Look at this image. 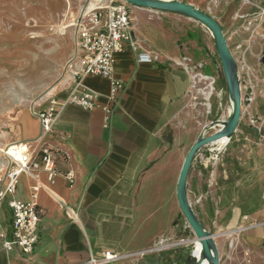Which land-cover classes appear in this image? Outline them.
Returning a JSON list of instances; mask_svg holds the SVG:
<instances>
[{"label": "crops", "instance_id": "crops-1", "mask_svg": "<svg viewBox=\"0 0 264 264\" xmlns=\"http://www.w3.org/2000/svg\"><path fill=\"white\" fill-rule=\"evenodd\" d=\"M164 1L191 5L219 24L242 102L228 142L205 146L193 158L186 196L213 234L220 264H264V0ZM130 12L141 50L156 62L137 64L128 48L115 56L114 78L125 91L109 129L98 109H63L53 128L69 155L60 168L71 170L74 182L58 175L48 184L51 193L39 192L43 214L33 254L6 252L0 239V264H89L105 252L119 256L107 264H192L194 236L179 222L177 182L192 146L219 128L208 129L210 124L229 119L231 102L213 39L201 40L193 20L134 6ZM193 75L212 79L208 110L196 102L205 84ZM73 80L51 99L66 98ZM83 83L99 95V104L106 103L107 80L86 76ZM19 123L23 141L39 134L35 115L25 113ZM47 142L54 145L57 138ZM39 177L46 183L44 173ZM32 184L19 177L16 193L0 206V231L11 219L7 202L29 201Z\"/></svg>", "mask_w": 264, "mask_h": 264}, {"label": "built area", "instance_id": "built-area-1", "mask_svg": "<svg viewBox=\"0 0 264 264\" xmlns=\"http://www.w3.org/2000/svg\"><path fill=\"white\" fill-rule=\"evenodd\" d=\"M130 6L122 0H106L103 6L83 12L72 22V27L75 28V59L79 62L68 94L60 101L50 99L45 110L34 114L39 122V134L33 140L20 143L18 146L21 150L17 152V157L7 159L0 187V206L8 195L16 193L21 175L31 178L33 184L29 190V201L12 199L6 204L11 219L8 229L0 231L2 247L6 252L17 249L26 256L33 254L39 242L38 228L43 214L37 204L39 192L43 190L51 193L48 184L58 175L69 184L74 182L72 171L60 168L61 164L69 163V155L63 147L62 136L53 128L63 109L68 105H75L89 112L98 109L103 114V128L109 129L125 91L124 82L114 78L115 56L128 48L134 54L137 64L156 62V57L143 52L137 42ZM86 76L100 77L109 82L105 104H99V95L84 85ZM51 138H57L54 145L47 142ZM40 173L46 175V183L40 179ZM63 208L67 216L74 220L75 213L66 206ZM118 257L117 254L105 252L98 260L90 259L89 264H107L116 261Z\"/></svg>", "mask_w": 264, "mask_h": 264}, {"label": "rangeland", "instance_id": "rangeland-1", "mask_svg": "<svg viewBox=\"0 0 264 264\" xmlns=\"http://www.w3.org/2000/svg\"><path fill=\"white\" fill-rule=\"evenodd\" d=\"M69 1L71 14L65 16ZM87 1L0 0L1 146L16 139L15 132L20 124L18 118L25 113H38L48 106L51 97L60 90L59 86L77 70L75 28L70 26L61 32V27L71 25ZM104 4L106 0H102ZM191 20L200 39L203 40L204 36V42L211 43L209 31ZM72 63L75 64L69 69ZM185 63L189 64L188 61ZM36 101L39 104L33 107ZM196 102L205 106L202 96H198ZM6 162L0 156V187ZM179 222L185 223L183 215L179 216ZM249 264L261 263L251 261Z\"/></svg>", "mask_w": 264, "mask_h": 264}, {"label": "water", "instance_id": "water-1", "mask_svg": "<svg viewBox=\"0 0 264 264\" xmlns=\"http://www.w3.org/2000/svg\"><path fill=\"white\" fill-rule=\"evenodd\" d=\"M122 1L134 7L144 8L159 12L177 13L186 16L190 19H194L209 31L213 39L224 77L225 87L231 102L232 110L229 119L225 121L224 125L220 123L219 124L214 123L211 126H209L208 129L211 128L214 129L216 126H219V128L214 132H212V134L206 137H201L192 146V148L186 155L178 178L176 194H177V201L181 213L185 219L188 228L191 230L194 236V241L200 243L204 255V259L209 261L211 264H220V259L213 240V234L209 233L207 230L204 229V227L196 217L195 213L193 212L191 208V204L186 196V178L191 162L195 157L196 153L205 146L214 145L218 143V141L221 139L228 138L229 140L238 126L242 112V102L239 91L240 87L236 80V76L232 71V66L234 64L233 57L228 49L226 39L223 35V32L219 24L215 20H213L210 16L195 9L193 6L178 1H164V0H122ZM263 62H264V58H263ZM248 101L249 100H247L246 103H249ZM193 248L194 249L191 253L192 264H201L203 260L198 259L195 256V245ZM152 263L158 264L157 261L156 262L154 261Z\"/></svg>", "mask_w": 264, "mask_h": 264}, {"label": "bare ground", "instance_id": "bare-ground-1", "mask_svg": "<svg viewBox=\"0 0 264 264\" xmlns=\"http://www.w3.org/2000/svg\"><path fill=\"white\" fill-rule=\"evenodd\" d=\"M101 5H102V0H88L86 2V4L82 7V9L80 10L79 15L82 14L83 12H90V11H92V10L98 8V7H101ZM70 8H71V2L69 1L68 8H67V5H66L65 16H68V14H71L70 13ZM70 26H72V24L68 25V26L61 27V32H62V30L66 29V28H68ZM74 64L75 63L70 64L68 68L71 69ZM192 78L194 79L195 82H199V83L205 84L204 88H201L199 91H200V93L202 95V98L205 100V107L208 110L209 109V98H210V96H211V94L213 92L212 79H208V78H206V77H204L202 75H193ZM47 95L51 96V91ZM38 104H39V102L36 101L35 103H33V107L38 105ZM30 114L34 115L35 113H31L30 112ZM18 121L19 122L21 121V116L18 118ZM220 124L224 125L225 121H222ZM211 125L212 124H210V126ZM20 134H21V130L17 129V131L15 132V138L16 139L14 141H9L6 144H3L2 146L0 145V156H3L6 161H7L8 158L17 157V152H20L21 148L18 145L20 143H22L21 141H23V139L20 138ZM24 140H28V139H24ZM227 140H228V138H224V139L219 140L218 142L225 143V142H228ZM7 164L8 163L6 162V165L4 166L5 168H6ZM194 242H195L194 243V245H195V256H199V259L204 260L205 264H211L209 261L204 259V255H203L200 243L196 242V241H194Z\"/></svg>", "mask_w": 264, "mask_h": 264}]
</instances>
